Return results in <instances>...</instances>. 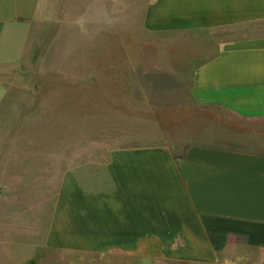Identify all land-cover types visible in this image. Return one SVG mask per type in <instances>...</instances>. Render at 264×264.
Here are the masks:
<instances>
[{
  "label": "crops",
  "instance_id": "1",
  "mask_svg": "<svg viewBox=\"0 0 264 264\" xmlns=\"http://www.w3.org/2000/svg\"><path fill=\"white\" fill-rule=\"evenodd\" d=\"M128 4L124 23L123 11L111 12L116 29H133ZM142 6L141 29L172 39L190 63L187 98L203 111L189 119L196 136L181 154L166 145L122 146L86 161L84 150L71 157L69 147L29 153L28 117L0 119V261L33 264L36 253L56 251L115 264H264V0ZM58 7L0 0V76L26 64L34 31L53 22ZM16 38L25 48L6 58ZM32 91L37 104L40 90ZM46 93L38 109L53 107ZM23 157L33 160L26 183L16 171Z\"/></svg>",
  "mask_w": 264,
  "mask_h": 264
},
{
  "label": "rangeland",
  "instance_id": "2",
  "mask_svg": "<svg viewBox=\"0 0 264 264\" xmlns=\"http://www.w3.org/2000/svg\"><path fill=\"white\" fill-rule=\"evenodd\" d=\"M53 2L59 4L54 21L34 31L26 64H16L0 76L11 89L0 86V119L28 117L23 131L32 130L29 153L69 147L71 157L84 150L90 161L105 160L115 147L166 145L181 154V144L196 136L189 129L190 117L203 111L187 98L190 63L176 55L173 40L141 29L143 0ZM127 3L133 11V29L125 24L116 29L111 12L123 11L120 21L124 23ZM23 42L16 38L3 55L17 60L25 48ZM47 70H52L50 75ZM34 87L40 90L35 95L37 104L33 103ZM48 89L53 107L43 104L38 109L40 101L48 99ZM67 94L70 99L62 101ZM35 118L41 123H33ZM31 161L23 157L17 166L23 183L30 182L25 176L33 178ZM17 250L18 246L12 247V252ZM35 257L33 264H115L111 257L73 259L56 251ZM0 264L11 263L2 259Z\"/></svg>",
  "mask_w": 264,
  "mask_h": 264
}]
</instances>
